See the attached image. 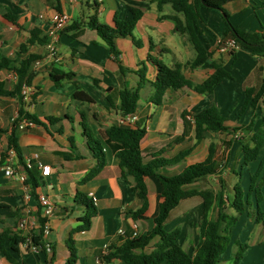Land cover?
I'll return each instance as SVG.
<instances>
[{
	"label": "crops",
	"instance_id": "obj_1",
	"mask_svg": "<svg viewBox=\"0 0 264 264\" xmlns=\"http://www.w3.org/2000/svg\"><path fill=\"white\" fill-rule=\"evenodd\" d=\"M262 3L263 0H235L228 3L225 9L231 15L233 25L240 30L261 32L264 28ZM58 7L69 15L67 27L74 23L82 24L81 33L74 38L78 30L62 32L54 55L50 54L47 45L39 44L31 46L28 53L19 55L20 47L32 37L33 32H37L40 39L48 37ZM136 13H141V19L134 30V36L142 44H135L130 38L116 40L119 59L124 67L137 71L141 64L146 63L147 79L154 82L156 68L147 63L153 43L155 49L152 54L159 56L169 66L179 63L185 76L192 82L200 84L212 74L211 69L188 68L189 62L195 57L193 47L176 30L173 20H159L161 15L173 14L170 5L159 9L156 2L146 0H0V54L18 62L28 54L42 57L32 66L29 79L33 94L37 92L36 101H25L24 106L42 124L18 132L24 163L31 171L36 169L39 174L40 184L35 193L27 180H21V176L28 178L27 172L19 164L17 154L9 149L12 123L18 116L21 104L16 98L0 95V130L4 131L0 134V239L6 235L4 247L7 251H11L12 240L18 236L26 238L29 233L41 237L45 247H50L49 252L41 250L34 254L21 244L19 254L11 251L19 262L39 264L47 260L49 264H68V239L72 235L78 254L75 264H107L99 257L100 252H105L112 245L121 244L130 233L146 234L155 226L154 218L162 201L160 183L155 177L146 179L149 208L143 219L134 220L132 212L140 207L134 193L135 181L130 176H122L120 160L102 134L113 125L124 126V117L110 107L108 95L118 106L119 91L124 88L135 89L140 77L134 72L121 76L119 65L109 53L105 42L86 25L94 17L102 24L113 26L116 17L120 21H128ZM201 15L206 23V26L201 25L205 34L202 41L209 42L213 51L212 60L222 61L233 79L224 80L210 95L198 94L188 87L178 91L169 89L159 105L153 102L152 84L147 83L140 91L136 115L139 121L145 122L147 128L141 147L146 151L167 148L165 156L169 157L186 146H194L196 141L193 130L186 137V142L172 144L184 132L185 111L195 114L215 107L219 115L226 119L225 124L230 129L247 126L254 118L251 129L237 132L236 135L225 132L206 133L205 139L194 147L185 161L160 170L166 176L178 175L187 166L204 161L211 143L222 144L223 141L233 140L226 152L230 168L228 173L235 176L236 181L234 171L242 173L241 184L247 194L251 176L257 175L259 181L264 176V145L258 158L248 167L242 168L243 152L240 143L234 139L248 140L261 125L264 100L253 109L251 101L245 104V90L259 85L264 77V57L256 58L245 48H239L235 58L229 52L218 51L216 46L224 35L225 22L214 10L202 9ZM241 55L250 57V62L239 65ZM54 69L60 74L73 72L76 77L74 81L64 80L57 86L51 78ZM18 82L19 74L16 71L0 69V87L3 90L14 91ZM75 82L93 98L92 103L72 98L76 91ZM110 88L112 91L108 93ZM82 115L85 116L90 133L101 141L107 159L103 171L87 181L85 179L97 161L85 136ZM48 118L56 120L51 122ZM219 154L225 157L224 148H220ZM43 165L52 166L49 177L41 175L40 168ZM8 166L14 171L12 176L5 173ZM222 176L225 179V169ZM207 180H212L211 185L199 187L201 181ZM201 181L195 183L194 187L220 191L218 176H209ZM78 192L94 199L97 215L92 218L89 230L73 234V230L80 224L79 219L86 212V207L75 201ZM261 192L263 203L264 185L261 186ZM41 195L47 196L58 208L49 218L45 216L39 202ZM251 202V213L239 217L231 244L218 264H235L233 255L238 250L236 241L248 245L238 264H264V218L261 223L257 222L254 196H251ZM214 217L215 214H212L211 218ZM42 219H46L50 228L47 235L44 234ZM202 221L203 204L195 197L181 201L171 213L165 228L168 231L180 228L182 233L178 243L189 255L194 256L200 243ZM22 223L26 227H21ZM152 249L151 246L147 251ZM0 264H11L1 249ZM109 264L126 263L114 260Z\"/></svg>",
	"mask_w": 264,
	"mask_h": 264
},
{
	"label": "trees",
	"instance_id": "obj_2",
	"mask_svg": "<svg viewBox=\"0 0 264 264\" xmlns=\"http://www.w3.org/2000/svg\"><path fill=\"white\" fill-rule=\"evenodd\" d=\"M156 2L159 9L165 5H170L173 10L171 15H161L159 20L170 19L175 22L176 30L191 44L195 51V57L188 64V68L193 70L196 68L211 69L212 74L200 84H196L188 79L179 63L174 66L167 65L159 56L152 54L155 46L151 43L150 53L147 58V63L156 68V78L154 82H149L147 79L146 63L141 64L137 70H130L124 67L119 59L120 51L116 46L118 38H130L135 44H142L140 39L134 36V30L137 23L141 19V13H136L134 17L128 21H120L116 17L115 24L109 26L100 23L96 18H91L87 23V27L96 31L97 35L105 42L109 53L114 57L119 65L120 75L134 72L140 77V82L135 89L124 88L119 91L120 103L118 106L112 101V97L108 95L110 107L120 113L124 118L137 115L140 101V91L147 84H152L154 88L153 102L159 105L167 92V90H180L188 87L194 92L201 95H210L215 89L226 79H233L232 74L228 71L222 61L212 60L213 51L208 41L205 43L202 38L205 37L202 24L206 23L201 15L202 9H210L217 11L225 22V31L222 39L218 42L216 49L221 52L222 47L228 40H234L239 48L248 49L252 56L256 58L264 57V28L261 32H244L233 25L231 15L225 9V6L235 0H146ZM264 8V0L262 3ZM61 12L60 7L58 11ZM7 18H11L7 16ZM82 24L74 23L66 27L63 32L78 30L73 35L76 38L82 31ZM49 38L40 39L37 32H33L32 37L20 47L19 55L28 53V50L33 45H48ZM238 48V49H239ZM237 50L229 52L234 58ZM165 51V50H164ZM168 51V50H167ZM39 55L28 54L20 62L17 60L8 59L0 54V69L6 68L16 71L19 74V82L16 89L12 92L3 90L0 87V95L16 98L21 108L17 118L12 123L11 134L9 136V149L13 150L18 157L19 164L25 167L27 172V184L32 187V192L35 193L39 187L40 178L38 171H31L24 163L22 153L19 146V131L21 121L26 119L34 122L36 125H41L42 122L33 114H30L24 109L25 99L22 95L24 86L29 87V79L32 66L41 60ZM259 70L261 68L259 67ZM76 74L66 72L60 74L57 69L51 72V78L57 86L61 85L64 80L74 81ZM96 81V80H95ZM76 91L72 94V98L92 103L93 98L83 90L80 85L75 82ZM112 89H108L110 93ZM245 104L251 101V106L256 109L258 103L264 100V77L257 86L246 88ZM37 92L32 95L31 103H35ZM83 118V127L85 136L91 150L94 153L97 161L95 167L90 171L85 181L99 175L107 165L106 153L101 141L94 137L85 123ZM48 121H55L54 118H48ZM184 132L181 136L173 140V145L186 142L185 139L191 132L195 134V145L186 146L180 149L172 156H165L167 148L159 150H143L141 142L147 135V128L144 121L138 119L130 126L113 125L106 128L102 134L106 143L113 149L116 156L120 160L121 174L123 177H132L135 181L134 193L140 202V207L132 212L134 220H140L145 217L149 208L148 189L145 183L147 178L155 177L162 187V201L159 203L157 215L154 218V228L146 234L133 233L127 235L123 242L119 245L110 246L105 252H100L99 257L107 264L114 260H121L126 264H218L223 254L226 253L232 241V233L236 228L239 217L245 213H251L252 202L251 196H254L257 203L255 213L257 222L261 223L264 218V212L261 209V186L263 185L264 176L259 181L257 175H252L250 178L249 191L246 194L242 187V173L234 171L237 176V181L234 186L229 189L224 177L223 170L228 164L226 152L232 145L233 140L223 141L222 144L211 143L207 158L198 163L187 166L180 174L166 176L160 172L161 169L178 165L193 152L194 147L198 146L204 139L206 133H229L236 135L237 132L251 129L254 125V118L247 126L234 127L230 129L226 124V119L219 115L215 107L205 109L201 112L191 114L183 113ZM4 133L0 130V134ZM240 143L241 151L243 152L242 168L248 167L249 164L255 161L264 145V116L261 125L253 132L248 140L234 139ZM172 145V147H173ZM169 147H171L169 145ZM220 148H224V154H219ZM209 176H218L220 191H215L211 188L199 189L194 187V184ZM199 198L203 204V221L201 224V238L194 256L189 255L178 243L181 236V229L176 228L168 231L165 227L168 223L171 213L175 210L183 200L191 198ZM75 201L86 207V212L79 219L80 224L73 230L76 232L89 230L91 227L92 218L97 215V208L94 199L87 194L78 192L75 196ZM215 214L214 218H211ZM46 219H42L44 224ZM44 230V229H43ZM157 240L154 244L153 242ZM7 241L6 235L0 239V249L11 264H25L19 262L13 257L12 252L19 254V247L26 243V238L18 236L10 242L11 251H7L4 247ZM70 259L68 264H75L78 258L77 250L74 246L72 235L68 239ZM32 243L45 251V245L41 237H32ZM238 247L237 252L233 255L235 264H238L244 257V253L248 248L247 243L236 241ZM153 249L148 252L149 247ZM47 261V260H45Z\"/></svg>",
	"mask_w": 264,
	"mask_h": 264
},
{
	"label": "built area",
	"instance_id": "obj_3",
	"mask_svg": "<svg viewBox=\"0 0 264 264\" xmlns=\"http://www.w3.org/2000/svg\"><path fill=\"white\" fill-rule=\"evenodd\" d=\"M70 22V18L69 15L66 12H57L55 13V15L52 18V28L48 33V37H49V43L47 45L49 52L51 55H54L56 53V45L59 41V38L63 32V30L68 26ZM239 47L237 46L236 42L234 40H228L226 42V44L222 47L221 52H230L232 50H237ZM22 95L24 96L25 101H31L32 100V95H33V90L28 87V86H24L23 90H22ZM137 120V116H129L127 118H124V120L122 121V124L124 126H130L132 125L135 121ZM36 124L32 121H28L26 119H23L21 121V125H20V129H24V128H28V127H33ZM0 164H1V157H0ZM41 170V175L43 177H49L52 174V166L50 165H43L40 168ZM5 173L7 176H12L14 174V171L11 167H7V169L5 170ZM22 181H26L27 178L26 176H21L20 177ZM39 202L43 208V212L45 214L46 217H51L55 214V212L58 210L57 206H55V204L53 202H51V200L44 195H41L39 197ZM21 227H26L25 223L21 224ZM50 232V228L48 223L46 222L44 224V234H49ZM121 234H123L122 231H120ZM138 235V233H134V236ZM32 237L31 234L29 233L26 236V243H23V245H25L30 252L34 253V254H38L41 249L37 246H35L32 243ZM45 250L47 252L50 251V247L49 245H47L45 247ZM39 264H49L47 261H43Z\"/></svg>",
	"mask_w": 264,
	"mask_h": 264
},
{
	"label": "rangeland",
	"instance_id": "obj_4",
	"mask_svg": "<svg viewBox=\"0 0 264 264\" xmlns=\"http://www.w3.org/2000/svg\"><path fill=\"white\" fill-rule=\"evenodd\" d=\"M248 62H250V57H248L246 55H241L240 56L239 65H245ZM235 157H236V160H237V155ZM229 170H230V168L227 165L226 168H225V181H226V184H227L228 188L231 189L232 184L236 181V177L231 175V174H229L228 173ZM211 183H212V180L201 181V183L199 184V187L209 186V185H211ZM263 185H264V181H263ZM248 188L249 187H247V189ZM261 207H262V210H263L264 209V202L261 203Z\"/></svg>",
	"mask_w": 264,
	"mask_h": 264
}]
</instances>
